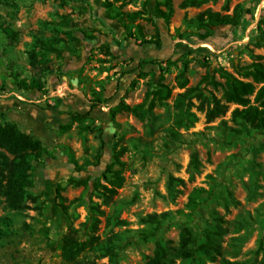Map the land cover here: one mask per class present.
Wrapping results in <instances>:
<instances>
[{"label": "rangeland", "instance_id": "rangeland-1", "mask_svg": "<svg viewBox=\"0 0 264 264\" xmlns=\"http://www.w3.org/2000/svg\"><path fill=\"white\" fill-rule=\"evenodd\" d=\"M182 1L166 20V0H0V113L45 150L14 179L15 208L0 190V264H142L185 229L191 247L218 246L207 264H264V131L223 96L226 73L264 64V0ZM237 3L239 24L203 38L197 15ZM139 63L146 75L123 74Z\"/></svg>", "mask_w": 264, "mask_h": 264}, {"label": "trees", "instance_id": "trees-1", "mask_svg": "<svg viewBox=\"0 0 264 264\" xmlns=\"http://www.w3.org/2000/svg\"><path fill=\"white\" fill-rule=\"evenodd\" d=\"M61 3L78 2L83 0H55ZM167 1V12L159 10V13L168 19L172 11L169 0ZM210 0H183L180 4L181 8L199 7ZM87 4H90L89 2ZM136 14V13H135ZM242 14V5L237 3L234 5L232 13H221L219 11H212L206 9L200 12L196 17V23L200 28L205 29L203 38L211 34V28L219 25H238ZM94 38V37H93ZM90 38H88L89 40ZM91 40V39H90ZM161 35H158L157 40H145L142 44H149L150 46L160 47ZM90 43V42H89ZM91 44V43H90ZM143 64L139 63L133 69L124 71V73H131L135 70H141L138 77L144 76L149 70L143 69ZM243 80L235 77L232 74L226 73L224 75V98L229 103L239 105L241 108H234L232 111L233 119L242 127L246 133L252 130L264 131V64L255 60L245 73ZM160 89L158 94L167 97L170 94V89L159 83ZM104 105V103H100ZM152 104L150 108H152ZM125 109L131 110L135 113L138 107H128L123 105ZM120 109L119 106H109L108 115L114 117L116 111ZM45 154L44 147L40 140L35 139L32 135L21 131L16 124L5 121V115L0 113V190L7 195L8 200L14 206L18 204L17 184L15 178L24 179L26 174L35 171V163L38 162ZM196 165V159L191 161ZM196 167V166H195ZM116 185L120 186L122 177L119 172H115ZM3 181H5L3 183ZM203 189L194 188L186 205L189 211H195L200 206V197ZM180 236L179 245L177 249L168 247L167 241H158L153 252V255L142 264H169L168 253H171L181 263L188 264H207V262H214L215 257L219 255L218 246L213 245L210 240L199 243L196 246H190L191 238L184 230ZM80 248L77 245H72L66 242L62 245V254L66 260L73 258L75 252ZM229 264V263H224Z\"/></svg>", "mask_w": 264, "mask_h": 264}, {"label": "crops", "instance_id": "crops-1", "mask_svg": "<svg viewBox=\"0 0 264 264\" xmlns=\"http://www.w3.org/2000/svg\"><path fill=\"white\" fill-rule=\"evenodd\" d=\"M152 47V46H151Z\"/></svg>", "mask_w": 264, "mask_h": 264}]
</instances>
